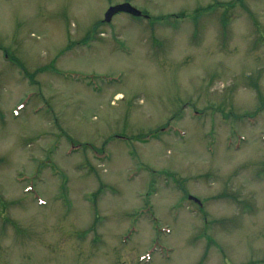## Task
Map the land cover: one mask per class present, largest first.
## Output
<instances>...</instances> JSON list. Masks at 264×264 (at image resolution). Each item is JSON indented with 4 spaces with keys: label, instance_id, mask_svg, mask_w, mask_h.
Masks as SVG:
<instances>
[{
    "label": "rangeland",
    "instance_id": "obj_1",
    "mask_svg": "<svg viewBox=\"0 0 264 264\" xmlns=\"http://www.w3.org/2000/svg\"><path fill=\"white\" fill-rule=\"evenodd\" d=\"M0 264H264V0H0Z\"/></svg>",
    "mask_w": 264,
    "mask_h": 264
},
{
    "label": "water",
    "instance_id": "obj_2",
    "mask_svg": "<svg viewBox=\"0 0 264 264\" xmlns=\"http://www.w3.org/2000/svg\"><path fill=\"white\" fill-rule=\"evenodd\" d=\"M128 13L136 17H141L143 15L142 11L135 8L130 3H122L115 6H112L108 9V11L105 13V21L111 22L113 17L118 13ZM191 199H194L195 201L199 202V200L191 197Z\"/></svg>",
    "mask_w": 264,
    "mask_h": 264
}]
</instances>
